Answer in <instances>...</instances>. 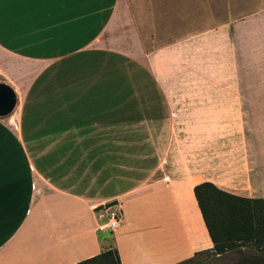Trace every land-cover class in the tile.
Returning <instances> with one entry per match:
<instances>
[{
  "label": "crops",
  "instance_id": "0c3cea01",
  "mask_svg": "<svg viewBox=\"0 0 264 264\" xmlns=\"http://www.w3.org/2000/svg\"><path fill=\"white\" fill-rule=\"evenodd\" d=\"M45 11L51 20L64 11L66 24L45 31ZM70 18L80 21L85 50L146 58L151 75L138 89L148 96L152 120L159 111L169 121L173 112L210 131L212 141L194 152L181 148L178 165L155 181L130 180L119 228L102 233L97 225L109 206L44 181L26 121L14 127L11 115L0 117V264H77L108 249L117 250L121 264H177L210 251L196 185L264 199V0H0V83L16 94L27 57L41 58L48 36L52 46L55 34L71 42ZM112 24L114 45L106 37ZM223 68L225 81H188ZM66 148L58 165L69 176L75 147ZM130 164L120 167L138 169Z\"/></svg>",
  "mask_w": 264,
  "mask_h": 264
},
{
  "label": "rangeland",
  "instance_id": "374dc122",
  "mask_svg": "<svg viewBox=\"0 0 264 264\" xmlns=\"http://www.w3.org/2000/svg\"><path fill=\"white\" fill-rule=\"evenodd\" d=\"M46 12L45 31L66 24L64 11H58L59 15L55 12L52 20ZM69 22L74 31V36H69L71 42L66 41L67 35L55 34L52 46L48 36V42L41 45L43 56L27 57L28 73L21 77L16 109L10 114L12 126L26 121L27 141L36 154L34 159L43 163L44 181L72 187L85 198L101 199L99 207L111 205L120 210V198L130 180L142 184L149 176V183L155 181L169 171L171 164L178 165L181 148H192L194 152L211 144L212 138L210 131L204 127L197 130L195 122L177 120L173 112H169V121H164L159 111L152 120V114L147 113V108H152L145 101L148 96L138 89L151 75L146 58L141 57L140 62L110 55L100 57L85 50L80 21L70 18ZM106 37L108 44H115L113 24ZM16 43L11 39L10 45ZM221 71L218 75H196L188 81L210 82L216 76L225 81L226 69ZM157 76L163 81L161 74ZM115 131L119 136H110ZM67 142L75 147L68 159L69 176L58 165L66 159ZM126 162L138 169L130 172L120 167ZM263 256V250L247 246L219 257L200 252L180 263L264 264L257 260Z\"/></svg>",
  "mask_w": 264,
  "mask_h": 264
},
{
  "label": "trees",
  "instance_id": "16d2710c",
  "mask_svg": "<svg viewBox=\"0 0 264 264\" xmlns=\"http://www.w3.org/2000/svg\"><path fill=\"white\" fill-rule=\"evenodd\" d=\"M194 195L213 243L210 251L202 253L219 257L229 250L247 246L264 251V199L250 200L236 197L209 182L196 185ZM257 260L264 262V256ZM77 264H121V262L117 250L108 249Z\"/></svg>",
  "mask_w": 264,
  "mask_h": 264
},
{
  "label": "built area",
  "instance_id": "2783aa9c",
  "mask_svg": "<svg viewBox=\"0 0 264 264\" xmlns=\"http://www.w3.org/2000/svg\"><path fill=\"white\" fill-rule=\"evenodd\" d=\"M104 211L106 214L103 216V220L97 225V231L102 233H114L121 223L120 210H117L115 206H109L104 209Z\"/></svg>",
  "mask_w": 264,
  "mask_h": 264
},
{
  "label": "water",
  "instance_id": "95a60500",
  "mask_svg": "<svg viewBox=\"0 0 264 264\" xmlns=\"http://www.w3.org/2000/svg\"><path fill=\"white\" fill-rule=\"evenodd\" d=\"M17 105L14 90L5 83H0V117L9 116Z\"/></svg>",
  "mask_w": 264,
  "mask_h": 264
}]
</instances>
